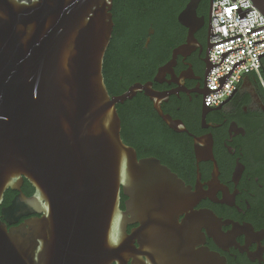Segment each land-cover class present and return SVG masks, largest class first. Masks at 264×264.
<instances>
[{
    "label": "water",
    "instance_id": "obj_1",
    "mask_svg": "<svg viewBox=\"0 0 264 264\" xmlns=\"http://www.w3.org/2000/svg\"><path fill=\"white\" fill-rule=\"evenodd\" d=\"M199 1L189 0L179 13L186 42L160 72L172 73L177 56L186 58L199 46ZM251 1L264 16V0ZM110 7L111 0H0V264L174 261L187 192L158 160H138L122 142L116 105L144 90L170 128L179 132L182 124L163 115L165 99L148 85L109 95L103 63L113 29ZM235 10L241 18L250 8ZM240 49L221 53L218 64L206 56L205 75ZM244 62L218 77L215 90L206 86V96ZM25 180L31 196L21 191ZM7 190L17 194L2 207ZM121 191L130 198L125 211ZM132 224L138 227L128 233Z\"/></svg>",
    "mask_w": 264,
    "mask_h": 264
},
{
    "label": "flooded vegetation",
    "instance_id": "obj_2",
    "mask_svg": "<svg viewBox=\"0 0 264 264\" xmlns=\"http://www.w3.org/2000/svg\"><path fill=\"white\" fill-rule=\"evenodd\" d=\"M212 1L200 0L196 8L203 19L194 34L199 46L186 58L177 56L172 73H166L160 69L186 42L188 29L178 15L189 0H111L113 29L103 76L119 77L108 80L109 95L148 85L165 99L163 115L183 129L170 128L144 90L116 105L122 142L138 160H158L187 192L188 206L177 216L174 261L138 264H264V90L249 74L224 104L205 106L203 60L210 50ZM25 181L21 191L31 196L34 190L25 193ZM9 191L14 198L17 192ZM128 201L121 191V211ZM137 227L128 225L127 232Z\"/></svg>",
    "mask_w": 264,
    "mask_h": 264
},
{
    "label": "built area",
    "instance_id": "obj_3",
    "mask_svg": "<svg viewBox=\"0 0 264 264\" xmlns=\"http://www.w3.org/2000/svg\"><path fill=\"white\" fill-rule=\"evenodd\" d=\"M241 11L250 8L245 13V17H238L237 8ZM210 24L214 35H210V44L241 35L218 44L213 45L208 58L212 64L221 61V53L241 47L240 50L227 54L221 65L211 69L207 76L206 86L209 90L218 87L217 78L225 75L234 62L245 59L246 62L238 64L228 76L222 88L215 93L206 96L205 104L210 108L217 107L222 101L228 98L233 89L237 88L242 79L249 74H255L260 84L264 87L261 78L262 57L257 58L258 54L264 53V42L253 45V42L264 39V28L248 33L253 29L264 26V16L252 6L251 0H213L211 5ZM245 33H248L245 35Z\"/></svg>",
    "mask_w": 264,
    "mask_h": 264
},
{
    "label": "trees",
    "instance_id": "obj_4",
    "mask_svg": "<svg viewBox=\"0 0 264 264\" xmlns=\"http://www.w3.org/2000/svg\"><path fill=\"white\" fill-rule=\"evenodd\" d=\"M261 63H262V67H261V78H262L263 83H264V59H262ZM250 75L253 76L257 80L258 85L261 88V90H264L263 87H262V85L260 84V81H259L258 77L255 74H250ZM117 77H119V76L117 75ZM117 77L112 75L111 77H109L108 79L105 80V84L107 86V89L110 88V86L108 85V80L111 83H114V81L117 80ZM110 90H111V88H110ZM109 94L112 95L113 92L112 91H109ZM25 184H26V187L24 189L25 193H27V194L31 193L33 188L28 183V181H25ZM12 198H13V193L10 192L9 190L6 191V193L4 195V201H3V204L2 205L3 206L9 205V203L11 202V199Z\"/></svg>",
    "mask_w": 264,
    "mask_h": 264
}]
</instances>
